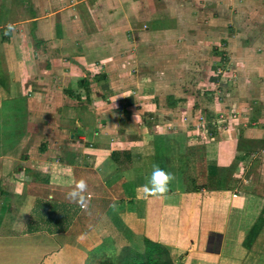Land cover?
Instances as JSON below:
<instances>
[{
	"label": "crops",
	"instance_id": "1",
	"mask_svg": "<svg viewBox=\"0 0 264 264\" xmlns=\"http://www.w3.org/2000/svg\"><path fill=\"white\" fill-rule=\"evenodd\" d=\"M248 16L258 36L237 31ZM225 40L245 64L241 87L213 101L215 67L188 58ZM198 73L204 84L188 83ZM197 84L208 92L190 94ZM192 101L207 115L233 106L237 119L195 146L193 187L145 198L159 144L174 134L153 114ZM81 179L86 209L67 197ZM145 238L177 264L264 260V0H0V253L19 252L11 264H98Z\"/></svg>",
	"mask_w": 264,
	"mask_h": 264
},
{
	"label": "rangeland",
	"instance_id": "2",
	"mask_svg": "<svg viewBox=\"0 0 264 264\" xmlns=\"http://www.w3.org/2000/svg\"><path fill=\"white\" fill-rule=\"evenodd\" d=\"M252 20H251V19ZM248 19L251 20V23L245 25L243 22L240 23L239 26H236L237 31L239 32H245L244 35L247 34H254L255 36H258V31H257V25H259L258 17L252 18L248 16ZM235 29V30H236ZM246 30V31H245ZM228 42L225 40V42L220 41L219 44H206L204 43L203 48L200 47L201 49L196 50L193 48L191 50V54L193 55L192 58L190 59V63H195L194 66L199 67L201 70H203L202 66H207L208 67H215L214 73L211 75V77L206 80V83L211 82V84L215 83L218 87H222V93L220 95H212L211 97L213 98V101H221V99L224 100V102L228 99L229 96L233 94V91L235 88L239 89L241 87L238 83V80H240V76L236 74L235 68L236 66L239 68L244 67V63H235L237 60H232L229 55H228ZM255 45V44H254ZM211 46L215 47L217 46L219 52L222 54H213V50ZM211 51L209 52V55L212 57H208L207 52H202V51ZM259 49V50H258ZM258 52H261V48H257ZM192 51H196L192 53ZM201 51L202 55V60H195L196 57H198V52ZM215 55V56H214ZM242 61V60H240ZM204 62L206 63L205 65H201V63ZM243 78V77H242ZM202 83L204 84V76L203 73H198V75L194 76H189L188 83ZM199 84L196 85L195 91L190 90V94L196 96L199 93H203L205 88L201 89ZM201 89V90H200ZM97 92V89L95 90ZM200 91V92H198ZM95 94V93H94ZM93 94V95H94ZM206 97V96H205ZM210 97V98H211ZM123 98V97H122ZM170 103V101H169ZM229 106L231 105V102L229 101ZM168 104V103H167ZM166 103H161L163 107H167ZM225 109L227 108V105H224ZM232 106V105H231ZM169 109V108H168ZM215 109V108H213ZM216 113H212L210 115L205 114L201 108L195 107V104L192 102H189L186 104V106H182V108H178V110L174 111H166L164 114L162 112H156L153 115V118H143L139 119V124L140 125H148L150 119L153 121L155 120L157 123L161 124L162 126H165L164 131H170L174 133L172 136L168 138L167 141L162 140L161 143L159 144V148L163 147V150L161 152V156H158V160L156 165H159L161 168H163L165 171L173 173L176 177V180L173 182L171 186H177L175 183H181L180 186L183 187L182 184H186L185 187L191 188L195 185L193 183L196 180L197 173H200L198 171V165L196 162H194V155H195V146L201 147V145L206 144L212 140H214L217 136V132L225 130L232 129V123L233 120L237 119V112L235 107L232 106L231 109L229 110H220V109H215ZM159 113V114H158ZM158 114V115H156ZM20 116V117H19ZM19 117V118H18ZM21 114L16 115L12 119V125L8 126L10 127L12 134L17 135V129L19 126L20 119H21ZM231 121V122H230ZM152 124V123H150ZM162 128L158 129L159 133H162L161 131ZM189 137V139H188ZM87 141V140H86ZM164 141V144H163ZM190 142V143H189ZM159 143V142H158ZM210 144V143H208ZM182 153V155H170L169 152H174L176 153ZM173 159H172V158ZM51 159H53V155L51 156ZM174 161V163H173ZM153 169V166H151V170ZM151 170H149L151 172ZM244 170V167L242 168V171ZM241 175V172L239 173ZM55 226L58 228H61L65 225V222H60V221H55L54 222ZM111 250V251H110ZM113 251V252H112ZM117 251V252H116ZM60 255H56L55 253L52 256V259H55L56 257H59V260H61L64 256L67 255V252L61 251L59 253ZM13 255L16 257H20V253L16 251L12 252H2L0 253V264H11V257L13 258ZM126 254L124 253V249L121 245H118L115 247V249L112 247L110 248L105 254L103 255L102 259L109 256L110 260L113 261L114 264H120L121 260L124 258ZM70 256H72L70 254ZM13 262V261H12ZM98 264H101L99 262ZM258 264H264V260L262 262L259 261Z\"/></svg>",
	"mask_w": 264,
	"mask_h": 264
},
{
	"label": "clouds",
	"instance_id": "3",
	"mask_svg": "<svg viewBox=\"0 0 264 264\" xmlns=\"http://www.w3.org/2000/svg\"><path fill=\"white\" fill-rule=\"evenodd\" d=\"M14 30V25L8 24L5 30V35H10ZM175 180L176 177L173 173L165 171L159 165H153L148 181L143 186L145 198H167L171 191V185ZM87 191V182L81 179L75 182L74 187L67 193V197L71 201L79 204L82 208L86 209L88 204ZM112 207H115V205H112Z\"/></svg>",
	"mask_w": 264,
	"mask_h": 264
},
{
	"label": "trees",
	"instance_id": "4",
	"mask_svg": "<svg viewBox=\"0 0 264 264\" xmlns=\"http://www.w3.org/2000/svg\"><path fill=\"white\" fill-rule=\"evenodd\" d=\"M123 249L126 255L120 264H177L167 246L148 238L144 239L142 250H137L130 245L125 246ZM100 262L101 264H114L109 256L103 258Z\"/></svg>",
	"mask_w": 264,
	"mask_h": 264
}]
</instances>
